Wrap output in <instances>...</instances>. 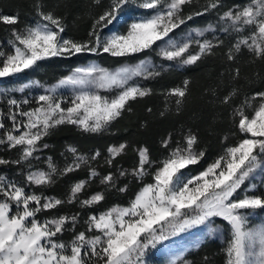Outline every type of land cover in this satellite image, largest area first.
Wrapping results in <instances>:
<instances>
[{
	"label": "snow or ice",
	"instance_id": "1",
	"mask_svg": "<svg viewBox=\"0 0 264 264\" xmlns=\"http://www.w3.org/2000/svg\"><path fill=\"white\" fill-rule=\"evenodd\" d=\"M194 0H110L104 10L95 16L89 38L79 41L66 38L64 17L54 11H44L38 4L39 20L26 25L22 30L11 29L7 41L8 50L0 47V78L24 73L38 66L40 61L52 57H71L81 53H105L111 57L129 58L146 50L156 51L166 61L177 62L180 66L194 65L203 57L214 54L223 43L221 40L199 39L205 32L215 31L209 24L207 28H196L180 39L174 38L175 30L186 25L194 17L217 11L219 23L224 32H235L238 38L229 48L227 58L236 59V54L247 49L256 59L264 60V0H251L246 6L229 7L222 15L223 0H205L201 9L185 13V7L193 5ZM100 5L101 0H93ZM146 10L142 18L128 24L125 32H115L102 36L104 29L118 21L128 8ZM0 23L15 26L20 23L19 14L0 15ZM246 33V34H244ZM163 42V45L157 42ZM156 45V48L153 46ZM193 45L196 50L192 51ZM161 74L150 60H141L135 65H124L110 71L96 64L77 67L71 75L61 79L58 84L40 95L36 107L20 110L21 103L8 99L7 117L11 127L6 128L5 113L0 111V145L9 150L18 149L16 160L0 158V165L27 164L32 161L41 148L44 137L52 129L61 125H74L84 133L100 134L110 128L112 123L128 111L131 103L152 94V89L142 87L136 78L152 79ZM239 77V69L233 78ZM190 81L183 86L168 91L174 97L179 112L188 94ZM72 86L74 96L65 103L57 98V89ZM29 85L19 89L23 92ZM101 90L113 93L102 95ZM235 90L225 96L222 103L227 104ZM15 109V110H13ZM251 109V115L246 111ZM151 112V109H148ZM163 116L164 113H161ZM18 116L24 119H18ZM234 123L241 134L240 141L224 150L199 175L185 179L182 169L198 164L204 158L199 150L198 137L188 131L183 142H177L169 150L168 156L159 162L154 170L149 149H136L138 164L130 172L120 169V176L131 175L143 180L151 175L152 182L144 184L127 206H113L99 215L93 214L86 221V231L76 233L70 243L58 239L66 231L65 225L75 228L78 216H58L40 221L37 214L57 208L63 203L79 202L83 207H91L105 200L108 189L116 188L126 192L127 185L117 188V179L109 172L100 177L105 191L93 193L81 199V194L89 184L88 180L74 183L66 201L44 197L25 187L0 176V264H144V256L150 248L178 235L188 229L204 225L207 235L221 231L213 218H221L230 233L223 249L224 264H264V223L250 226V216L264 211V184L261 191L253 181L257 174L264 176V91L256 92L246 98L233 113ZM171 137L162 141L169 149ZM127 142L110 146L105 162L113 161L123 155ZM71 163L58 169L51 158L47 170H29L25 176L28 185L48 186L57 176H65L87 165L89 160L101 156L99 150L91 156L79 153L69 146ZM89 179L100 176L94 168L89 169ZM251 192V194H249ZM94 233L88 235L87 233ZM199 245H197L198 247ZM183 253L174 257L171 264H190L183 259Z\"/></svg>",
	"mask_w": 264,
	"mask_h": 264
},
{
	"label": "trees",
	"instance_id": "2",
	"mask_svg": "<svg viewBox=\"0 0 264 264\" xmlns=\"http://www.w3.org/2000/svg\"><path fill=\"white\" fill-rule=\"evenodd\" d=\"M249 0H223L226 6L219 13L226 11L233 5L245 4ZM205 0L194 1L193 5L185 7V13L201 9ZM235 3L228 5L227 3ZM110 3V0H101L100 5H95L93 0H0V15L19 14L20 23L15 26L0 23V40L11 34V29L16 27L23 29L39 17L37 5L44 11H54L56 15L64 17L66 38L86 41L91 32L94 17L100 14ZM217 11L213 10L208 18H216ZM207 16H199L194 21L199 25L206 24ZM105 30V29H104ZM103 30V31H104ZM228 51L224 46L214 50V54L203 57L194 65L183 70H170L162 73L150 81L152 94L131 103V111H126L122 117L112 123L107 132L100 134L84 133L74 125H61L51 130L44 137L42 144L48 147L45 153L51 158L58 169L63 166L67 158L72 154L67 151L69 146H74L79 153L91 157L99 150L101 160L112 145L127 142L126 152L117 157L112 165L102 164L103 175L111 172L117 179V188L127 185L126 192H119L116 188L106 191L105 200L91 207H83L79 202L63 203L57 208L41 211L37 214L40 221L50 220L58 216H78V221L73 231L66 229L62 238L66 241L72 240L76 233L85 231V220L93 215H99L113 206H127L129 201L143 187L151 183V175L143 180L131 177V175L120 178V169L132 170L138 164L136 149L147 147L154 161L152 170L165 159L169 150L177 142H183V137L189 130L197 135V148L203 150L204 158L188 169L202 170L222 155L226 147L237 144L241 137L233 113L241 106L246 98L254 93L264 91V60L256 59L247 49H242L236 54V59L229 61ZM144 54L129 58L111 57L108 54L95 55L93 53H81L71 57H52L40 61L38 66L26 75L39 79L40 81L54 83L68 75L74 68L84 65L93 59H98L106 67H116L124 63H134L143 59ZM239 69V77L233 78L235 70ZM189 80L188 94L179 112L176 110L174 97L168 96L169 90L183 86V82ZM235 90V95L227 103H222L223 98ZM36 107L34 103L21 104L20 110L27 111ZM151 109V112L148 109ZM15 110V109H13ZM0 111L5 113L4 123L6 128L11 127V120L7 117L8 104L0 103ZM161 113H164L162 116ZM251 112L249 113V115ZM18 119H24L18 116ZM4 129H0L3 135ZM171 137L169 149L162 146V141ZM18 149L9 150L0 145V158L16 160L19 157ZM99 164H101L99 162ZM151 170V171H152ZM26 164L0 165V176L25 187L28 192L42 194L44 197H54L66 201L70 193L71 185L82 180L89 179V170L82 165L79 170L65 176L55 178L54 183L48 186L28 185L25 176L28 172ZM57 179V180H56ZM119 181V182H118ZM80 198H88L93 193L105 191V186H95L91 182ZM89 192V190H91ZM70 225H66L68 227ZM225 244L213 241L202 245V247L190 256L191 264H224L225 256L223 249ZM153 250L150 248L144 258ZM143 258V259H144Z\"/></svg>",
	"mask_w": 264,
	"mask_h": 264
},
{
	"label": "rangeland",
	"instance_id": "3",
	"mask_svg": "<svg viewBox=\"0 0 264 264\" xmlns=\"http://www.w3.org/2000/svg\"><path fill=\"white\" fill-rule=\"evenodd\" d=\"M194 1H199V0H194ZM249 3H251V0H249L244 5L243 4L233 5V8L237 7V6H246ZM223 4H224V6H226L225 3H223ZM227 4L230 5V4H235V3L231 2V3H227ZM223 12H224V10L222 11V13ZM210 13L211 12L204 15V16H207L206 19H208V22L206 24L199 25L200 24L199 21H194L195 18H197V17H194V19L191 21H188L186 25H182L180 29L175 30V33L172 35L174 36V38L180 39L181 37L185 36L188 32L192 31L193 29H196V28L204 29V28H207V26L209 24H211L213 26V28L215 29V31H207V32H205L204 37H200L199 39L213 40L214 43L217 39L221 40V41H223V43L220 44L219 46H221V45L224 46L226 48V50L228 51L229 48L232 47V45L235 43V40L238 38L237 33L231 32V31L224 32L222 30L223 24L218 22L219 16L217 15L218 17H216V18L213 17L212 19H209L208 16ZM222 13H220V14L222 15ZM146 14H147L146 10L136 9L134 7L128 8L122 13L121 17L118 18V21L114 22L112 25H110L108 28H106L101 33V35L106 36V35H110V34L115 33V32H121V33L125 32L128 24H130L135 19L142 18ZM38 20H39V18L31 24L36 23ZM244 34H246V33H244ZM10 38H11V34L5 39V41L0 40V47H3L4 50H8L9 46L7 44V41ZM157 43L160 45H163L162 41L157 42ZM153 48H156V45H154ZM191 50L195 51L196 46L193 45V48ZM158 51H159L158 48H156V51L146 50L145 53L136 54V55L144 54L145 57L143 59H140L139 61L134 62V63H124V64H122L120 66H116V67H106L98 59H93L90 62H88L84 65H79L77 67H87L89 65L96 64V65L104 67L110 71H115V70L119 69L121 66L135 65V64H138L141 60L148 59L151 61V63L153 65L157 66V70H160V72L162 74V73L170 71V70H183L186 67L190 66V65L180 66L177 64V62L166 61L160 55H158ZM93 54L101 55V54H105V53L101 52L99 54H97V53H93ZM34 69L35 68L26 70L24 73H20V74H17L15 76L7 77V78H0V103L1 104L2 103L7 104L8 99L14 98L19 102H23L24 100H27L28 103H34L35 106H38L37 105L38 97L40 95L46 94L47 90L56 86L61 79L71 75L75 68L68 75H66L65 77H62L61 79H59L58 81H56L54 83H48V82L40 81L39 79L31 77V75H26L27 72H31ZM152 79H154V78H152ZM152 79L136 78L135 82L138 83L142 87L150 88V81ZM25 84H28L29 87L25 88L23 92H20L19 89L21 87H23V85H25ZM101 94L110 96L113 93H109V92H105V91L101 90ZM56 95H57L58 99H61L65 102L62 104V107L67 106V102L70 101L71 98H73V96H74L73 87L72 86L60 87L57 89ZM28 103H26V104H28ZM21 104H24V103H21ZM246 111L249 114L251 112V109H247ZM108 130H106L105 132H107ZM45 150H46V148H41L40 151L36 154L38 156V159L32 161V168L31 169H29L28 165L26 164L28 167V170H32V171H35L36 169L47 170V161L49 159V156L45 153ZM223 154H224V150H223L222 155ZM107 157H108V151L103 156V158L101 160H99V161H97V159L96 160H89V163L87 165H84L88 170L90 168H94L98 173H100V176H97V177L92 178V179H88L89 184L91 182H94L95 186H99V187L104 186L100 183V177L103 176V171L101 170L102 164H103V166L108 165L105 162ZM71 161H72V157L67 158L66 161L64 162L63 166L60 167V169H63L67 164L71 163ZM99 162L101 164H99ZM189 167H191V165H189L187 168L181 170L184 173L185 179L199 175V173L202 172L206 168L205 167L202 170H198V169L195 170V169H188ZM151 170L152 169H150V171ZM118 171H120V170H118ZM128 171L130 172L131 170H128ZM59 177H62V176H59ZM122 177L123 176H120V178H122ZM131 177H133V176H131ZM253 183H256L258 187L252 191H255L257 194H259L261 191L260 186L262 184H264V176H262L261 174L258 173L256 176V179L253 181ZM89 184H88V186H90ZM71 186L68 189H70ZM90 191H92V189L89 190V192ZM249 194H251V192ZM52 198H54V197H52ZM213 219L215 220V224L219 225L221 228V231L219 233L214 234L212 236H208L207 235V228L204 225H200V226H197L195 228L188 229L185 232H181L178 235L170 236L168 240H165V241L157 244V246L155 248H153V250L144 258V264H171V261L174 259V257L180 253H183L184 254L183 259L190 262V264H191L190 256L192 254L196 253L202 247V245H204L205 243L216 241V242H219L221 244L226 245V241L230 235V233L228 232V226H227L226 222H224L221 218H213ZM249 219H250V226H255V225L264 223V211L258 210V212L253 214L252 216H250ZM86 221L87 220L84 221L85 224H86ZM65 228L69 229L70 231L74 230L73 228H71V226L66 227V225H65ZM86 229H87V225H86ZM86 229H85V231H86ZM87 234L93 235L94 233L88 232ZM58 239L63 240L66 244L71 242V240L70 241L64 240L62 238V236H58ZM72 239H73V237H72ZM197 245H199V246L197 247Z\"/></svg>",
	"mask_w": 264,
	"mask_h": 264
}]
</instances>
